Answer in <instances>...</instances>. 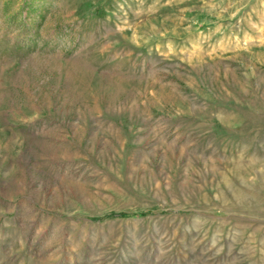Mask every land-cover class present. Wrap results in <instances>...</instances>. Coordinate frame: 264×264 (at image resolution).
<instances>
[{"label":"rangeland","instance_id":"374dc122","mask_svg":"<svg viewBox=\"0 0 264 264\" xmlns=\"http://www.w3.org/2000/svg\"><path fill=\"white\" fill-rule=\"evenodd\" d=\"M0 264H264V0H0Z\"/></svg>","mask_w":264,"mask_h":264},{"label":"trees","instance_id":"16d2710c","mask_svg":"<svg viewBox=\"0 0 264 264\" xmlns=\"http://www.w3.org/2000/svg\"><path fill=\"white\" fill-rule=\"evenodd\" d=\"M127 215V213H116V214H114V216H126Z\"/></svg>","mask_w":264,"mask_h":264}]
</instances>
